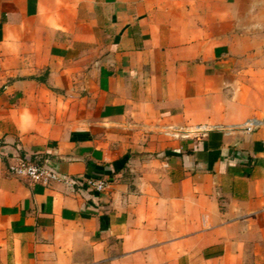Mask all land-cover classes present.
I'll use <instances>...</instances> for the list:
<instances>
[{"label": "crops", "instance_id": "1", "mask_svg": "<svg viewBox=\"0 0 264 264\" xmlns=\"http://www.w3.org/2000/svg\"><path fill=\"white\" fill-rule=\"evenodd\" d=\"M0 264H264V0H0Z\"/></svg>", "mask_w": 264, "mask_h": 264}, {"label": "built area", "instance_id": "2", "mask_svg": "<svg viewBox=\"0 0 264 264\" xmlns=\"http://www.w3.org/2000/svg\"><path fill=\"white\" fill-rule=\"evenodd\" d=\"M8 171L12 175L28 179L31 183H39L49 185L52 182H60L68 186H72L77 182L75 177L61 174L54 168L43 163L34 162L26 157L16 155L8 165ZM86 185L95 190H104L108 182L102 178H87Z\"/></svg>", "mask_w": 264, "mask_h": 264}]
</instances>
